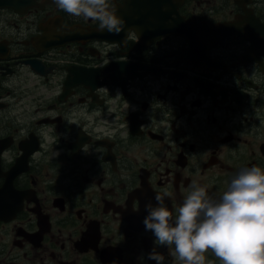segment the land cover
<instances>
[{
	"label": "flooded vegetation",
	"instance_id": "flooded-vegetation-1",
	"mask_svg": "<svg viewBox=\"0 0 264 264\" xmlns=\"http://www.w3.org/2000/svg\"><path fill=\"white\" fill-rule=\"evenodd\" d=\"M2 1L0 264H181L145 205L264 169V0H109L119 34Z\"/></svg>",
	"mask_w": 264,
	"mask_h": 264
},
{
	"label": "clouds",
	"instance_id": "clouds-1",
	"mask_svg": "<svg viewBox=\"0 0 264 264\" xmlns=\"http://www.w3.org/2000/svg\"><path fill=\"white\" fill-rule=\"evenodd\" d=\"M53 2L71 16L98 22L100 31L119 34L125 26L109 0ZM189 187L175 219L165 202L167 192L155 196V206L145 205L143 224L155 245L172 248L170 254L181 264H206L209 251L220 264H264V169L240 170L218 200L195 181ZM148 259L164 264L165 258L153 248Z\"/></svg>",
	"mask_w": 264,
	"mask_h": 264
}]
</instances>
